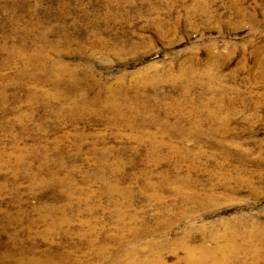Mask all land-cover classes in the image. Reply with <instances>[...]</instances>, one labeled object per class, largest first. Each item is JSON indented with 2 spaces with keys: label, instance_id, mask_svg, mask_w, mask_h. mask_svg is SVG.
<instances>
[{
  "label": "rangeland",
  "instance_id": "1",
  "mask_svg": "<svg viewBox=\"0 0 264 264\" xmlns=\"http://www.w3.org/2000/svg\"><path fill=\"white\" fill-rule=\"evenodd\" d=\"M111 87L138 112L93 102ZM261 235L264 0H0V264H189L227 239L201 264H264Z\"/></svg>",
  "mask_w": 264,
  "mask_h": 264
},
{
  "label": "bare ground",
  "instance_id": "2",
  "mask_svg": "<svg viewBox=\"0 0 264 264\" xmlns=\"http://www.w3.org/2000/svg\"><path fill=\"white\" fill-rule=\"evenodd\" d=\"M240 12H242V9L240 8ZM55 70V75L59 77L61 74H64L66 70H63V67H55L53 68ZM108 90L107 97L103 96H97L93 100V102L98 101L104 106V110L110 111L119 115L125 114L128 110H132L135 114L138 112L139 107L135 104V107L132 105L131 98L129 94L125 90L117 89L116 87H111ZM98 99V100H97ZM139 101H144L143 99L137 98ZM120 103L122 105V109H120ZM77 110H84L86 111V108L84 107V104H82V107H77ZM96 110H102L101 108H97ZM112 187H109V190H111ZM54 224H58L57 220H54ZM252 233V232H250ZM248 236V234H247ZM264 240V236L261 235ZM233 240L227 239L224 241V243H218L215 242L214 245H202L201 251L199 252V256H195L193 254V250H190L187 256V260L189 264H201L208 260V258L213 259L214 261H217L219 263H225L229 260H232L233 258L237 257V252L239 250H242L243 247L241 244L236 245ZM261 247L258 244H252L250 243L245 247V252L249 254V256H252L253 259H258L259 256H261L258 251ZM239 255V254H238ZM261 257H264L261 256ZM42 256L38 258L37 256L30 255L29 251H26L25 256L20 257V259L17 261V264H46L44 261L41 260ZM150 264V263H149ZM154 264V263H151Z\"/></svg>",
  "mask_w": 264,
  "mask_h": 264
}]
</instances>
